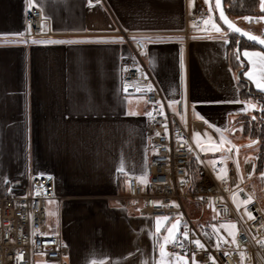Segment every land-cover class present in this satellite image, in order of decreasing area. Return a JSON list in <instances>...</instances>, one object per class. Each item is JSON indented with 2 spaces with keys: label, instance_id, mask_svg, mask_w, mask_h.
Instances as JSON below:
<instances>
[{
  "label": "crops",
  "instance_id": "obj_1",
  "mask_svg": "<svg viewBox=\"0 0 264 264\" xmlns=\"http://www.w3.org/2000/svg\"><path fill=\"white\" fill-rule=\"evenodd\" d=\"M198 3L0 0V196L5 190L21 193L32 174L54 178L62 197V235L70 247L64 264H85L79 254L86 238L98 243L94 246L109 242L115 248L109 256L97 249V264L156 262L151 219L123 202L128 178L143 181L146 174L145 97L122 93L121 65L132 59L124 39L98 41H119L121 30L145 41L150 74L168 105L182 101L169 108L193 121V144L207 162L236 148L241 169L245 157L259 154L260 143L245 136L238 121L264 109V93L242 97L239 70L230 64L224 42L229 33L219 22L210 20L206 31L184 35ZM30 5L41 7L49 21L44 35L25 43ZM68 40L84 42L32 43ZM245 50L264 51L240 49L244 72L251 69L259 77L264 65L259 57L249 63ZM217 99L238 102L203 103ZM49 217L55 225L56 205Z\"/></svg>",
  "mask_w": 264,
  "mask_h": 264
},
{
  "label": "built area",
  "instance_id": "obj_2",
  "mask_svg": "<svg viewBox=\"0 0 264 264\" xmlns=\"http://www.w3.org/2000/svg\"><path fill=\"white\" fill-rule=\"evenodd\" d=\"M215 17L212 0H199L194 13L187 17L184 35L191 37L206 31L208 22ZM247 17L248 25L264 28V19H260L264 15ZM48 21L41 7L30 5L25 14V40L30 42L44 35ZM119 34L132 54V59L121 65L122 93L145 97L150 151L144 180L136 176L127 180L126 197L131 206L144 218L168 216L179 220L177 235L167 247L171 257H187L188 264H264V211L252 183L257 175L259 154L245 157L241 169L236 148L227 150L226 158L207 162L193 144V121L168 107L150 74L143 55L145 41L132 40L123 30ZM161 107L163 115L159 114ZM193 158L197 162L194 173L191 172ZM235 193L248 201L238 210L230 200ZM61 200L56 182L48 174H32L21 193L0 196V264H35L37 258L64 264L70 247L62 235ZM51 202L56 205L55 225L49 217ZM187 203L213 210L214 216L198 221L188 211ZM231 222L236 223L234 239L221 228L222 224ZM185 231L189 234L187 239L183 235ZM194 239H200L205 249H198L191 242Z\"/></svg>",
  "mask_w": 264,
  "mask_h": 264
},
{
  "label": "trees",
  "instance_id": "obj_3",
  "mask_svg": "<svg viewBox=\"0 0 264 264\" xmlns=\"http://www.w3.org/2000/svg\"><path fill=\"white\" fill-rule=\"evenodd\" d=\"M212 2L215 7L216 0H212ZM259 6H260V0H225L226 11L229 17L233 21L238 23L243 28L264 38V31L261 28L258 27L249 28V26L244 21V17H246L247 15H260L261 12L259 10ZM216 16H217V21L229 33L228 34L229 61L235 70H239L238 85L240 87V92L242 97L246 99L250 97L262 98L261 97L262 94L258 91H255L251 86L250 82L248 81V79L243 75L244 68H242V63L240 62V59L237 60L236 58L238 51L240 56V49L242 47H254L258 49L261 48L253 44L252 42L240 37L238 34L231 32L219 18L217 13V8H216ZM253 117H255V119H253ZM238 124L241 125L242 133L245 136L253 140H257L260 143L257 172L264 173V112L259 111L252 114L242 115L238 121ZM196 169H197V162L196 159L193 158L191 163V172L194 173Z\"/></svg>",
  "mask_w": 264,
  "mask_h": 264
},
{
  "label": "rangeland",
  "instance_id": "obj_4",
  "mask_svg": "<svg viewBox=\"0 0 264 264\" xmlns=\"http://www.w3.org/2000/svg\"><path fill=\"white\" fill-rule=\"evenodd\" d=\"M214 20L217 21V16L215 17ZM244 21L247 24L246 19H244ZM248 26L249 27H258V28H261L262 30L264 29L260 25L259 26L248 25ZM244 139H242V140H244ZM199 152H200L199 154L203 158H205V160H206V157L202 154V152L201 151H199ZM256 171H257V169H256ZM261 174L262 173L257 172V175L253 179L252 183L255 186L256 194L258 196L260 205L264 211V179H263L264 176H262ZM1 188H3V187H1ZM2 193L5 195L7 193V190L3 191ZM123 200H124L123 202L125 203L126 207H129L130 209L134 210V208L131 206L130 201L126 197V195H124ZM230 200L237 210L240 207L244 206V204H245L243 198L241 197V195L239 193L232 194L230 196ZM187 209L190 212V214H192V217L197 218L198 221H202V220L206 221V220L211 219L214 216L213 210H208V209L203 208L202 206H197L196 203H187ZM52 210H55V203H53V202H51L50 206H49L50 213ZM134 211H132V212H134ZM158 218H159V221H158ZM165 218H167V219H165ZM145 219H148V218H145ZM174 222H175V220L172 219L171 217H168V216H157V217L151 218L150 226L152 228V234H153V236H152V238H153V241H152L153 254H152V256L153 257L152 258H156V262L154 264H180V261H178L177 259H175L169 255L163 254L162 250H161V247L167 241H170V239L172 238V236L174 235V233L176 231V229H175L171 234L169 233V229H171L172 225L175 224ZM231 225H235V228H231L230 227ZM221 228L226 230V232L231 237V239L235 238L236 233H237L235 222H231L227 225L222 224ZM230 233H232V234H230ZM83 242H85V245H84L83 249L80 250L79 255H81V258H83V261H85V264H97L98 263V261H97L98 257H97V255H95V251H98L97 249H99L101 247L104 251L102 254H104L105 256H109L113 253V251H115V248L110 246L109 242H107V243L105 242L100 246H94V245H98V243L95 241H93L91 243L89 241V238H86ZM169 245H170V243L167 245V247ZM35 264H54V263L47 262L43 258H37Z\"/></svg>",
  "mask_w": 264,
  "mask_h": 264
},
{
  "label": "snow or ice",
  "instance_id": "obj_5",
  "mask_svg": "<svg viewBox=\"0 0 264 264\" xmlns=\"http://www.w3.org/2000/svg\"><path fill=\"white\" fill-rule=\"evenodd\" d=\"M97 2H99V0H97ZM215 7L217 9H221V0H216ZM260 9L262 12H264V0H260ZM219 17L227 25V28L230 29L233 33H239L241 36H244L249 40L258 41L259 44L264 45V39H258L254 35H249L247 32H242L240 28L236 27L234 24H232L230 21H228L227 17L225 16L224 10H220ZM244 19L248 20L249 17H244ZM260 19H264V17H261ZM206 23H207V21H206ZM212 27L217 32L221 31V29L214 23L212 24ZM19 35H23V33H20ZM123 39L124 38L121 37L119 39V41H98V42H103V43L121 42L122 43ZM130 39L135 40V37H131ZM24 42L27 43V41H24ZM83 42L84 41H80V40L46 41V42L45 41H32V43H69V44L83 43ZM224 42L225 43L229 42L226 36L224 38ZM243 55L248 58L249 63H252V57H259L261 65H264V52H249V51L245 50ZM236 58H237V60L240 59L239 51L237 52ZM181 66H183V65H181ZM244 76L247 77L250 81H252L255 84V87L259 90V92L264 93V67L261 68L259 77H257L251 69H249L248 71H245ZM237 102L238 101H235V100L217 99V100L205 101L203 103H207V104H231V103H237ZM177 103H182V101L172 100L169 103L168 107H171L173 104H177ZM249 106L253 107V108L255 107V105H251V104ZM261 111L264 112V109H261ZM159 114L160 115L164 114L163 113V107H161ZM149 115H151V113H149ZM201 118L203 119V117H201ZM253 119H255V117H253ZM205 122L207 123V121H205ZM210 126H212V125H210ZM216 131L219 132V131H221V129L216 128ZM157 135H159V133H157ZM253 167H255V165H253ZM261 175L264 176V173H262ZM41 178H43V176H41ZM48 178L51 179V177H48ZM247 202H248L247 200L244 201V203H247ZM247 215L250 219H254L251 212H247ZM165 219H167V218H165ZM158 221H159V218H158ZM176 227H177V225L173 224L172 228L169 229V233L171 234L176 229ZM230 227L235 228V225H231ZM230 234H232V233H230ZM183 235H184L185 239H187L189 234L187 231H185L183 233ZM191 242L194 243L198 249H201V250L205 249V245L201 242L200 239H194ZM178 259H182V258L178 257ZM194 264H195V262H194Z\"/></svg>",
  "mask_w": 264,
  "mask_h": 264
},
{
  "label": "water",
  "instance_id": "obj_6",
  "mask_svg": "<svg viewBox=\"0 0 264 264\" xmlns=\"http://www.w3.org/2000/svg\"><path fill=\"white\" fill-rule=\"evenodd\" d=\"M220 10H224V12H225V16L227 17L228 21H230V22H231L232 24H234L236 27L240 28L242 32H247L249 35H254V36H256L258 39H264V38H262V37H260V36H258V35H256V34H254L253 32H251V31H249V30L243 28L242 26H240L238 23H236L235 21H233V20L230 18L229 15H228V13H227V11H226L225 0H221V9H217L218 16H219V12H220ZM219 18H220V17H219ZM221 21H222V20H221ZM222 22H223V24L227 27V25L224 23V21H222ZM229 30H230V29H229ZM230 31H231V30H230ZM231 32H232V31H231ZM236 34H238L240 37H242V38H244V39H246V40L252 42L253 44H255V45H257L258 47H260L262 50H264V45L259 44L258 41L249 40V39H247L246 37L241 36L239 33H236ZM174 223L177 225V227H176V231H175L174 235L172 236V238L170 239V241H167V242L161 247L162 253L165 254V255H169V256H170V253H169V251L167 250V245H168L170 242H172V241L175 239L176 235H177L178 227H179V220H176ZM172 257L175 258V259H177L178 261H181V262H182L181 264H188V263H189V260H188L187 257L181 256V255H175V256H172ZM178 257H179V258H182V259H178Z\"/></svg>",
  "mask_w": 264,
  "mask_h": 264
},
{
  "label": "flooded vegetation",
  "instance_id": "obj_7",
  "mask_svg": "<svg viewBox=\"0 0 264 264\" xmlns=\"http://www.w3.org/2000/svg\"><path fill=\"white\" fill-rule=\"evenodd\" d=\"M182 262L180 261V264H181Z\"/></svg>",
  "mask_w": 264,
  "mask_h": 264
},
{
  "label": "bare ground",
  "instance_id": "obj_8",
  "mask_svg": "<svg viewBox=\"0 0 264 264\" xmlns=\"http://www.w3.org/2000/svg\"><path fill=\"white\" fill-rule=\"evenodd\" d=\"M249 28H251V27H249Z\"/></svg>",
  "mask_w": 264,
  "mask_h": 264
}]
</instances>
